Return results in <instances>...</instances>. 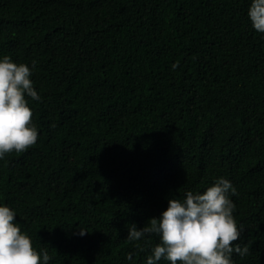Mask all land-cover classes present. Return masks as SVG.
Instances as JSON below:
<instances>
[{"label": "trees", "instance_id": "obj_1", "mask_svg": "<svg viewBox=\"0 0 264 264\" xmlns=\"http://www.w3.org/2000/svg\"><path fill=\"white\" fill-rule=\"evenodd\" d=\"M249 4L0 0V56L35 60L40 95L26 97L37 142L0 159V203L47 264H144L159 236L130 242L128 227L220 176L248 248L234 264H264V32Z\"/></svg>", "mask_w": 264, "mask_h": 264}, {"label": "clouds", "instance_id": "obj_2", "mask_svg": "<svg viewBox=\"0 0 264 264\" xmlns=\"http://www.w3.org/2000/svg\"><path fill=\"white\" fill-rule=\"evenodd\" d=\"M247 15L252 27L264 32V0H250ZM36 63H16L7 55L0 56V159L37 142L38 129L26 99H40L30 79ZM177 66L178 62L171 67ZM235 192L229 179L217 177L202 192L189 190L182 200L169 198L159 216L149 218L142 227L132 223L126 238L137 242L148 234L159 236L144 264H158L162 258L170 264H234V252L241 256L248 252L247 246L233 243L243 231L233 215L235 204L230 194ZM15 220L16 210L0 203V264H47L51 259L47 250L38 252ZM86 232L80 229L79 235ZM136 247L143 251L139 243ZM127 259L135 264L131 253Z\"/></svg>", "mask_w": 264, "mask_h": 264}]
</instances>
